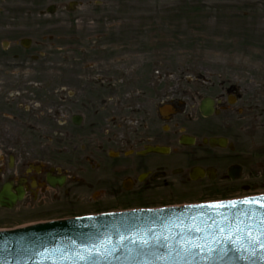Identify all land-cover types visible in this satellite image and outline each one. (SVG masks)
Here are the masks:
<instances>
[{"label": "flooded vegetation", "instance_id": "1", "mask_svg": "<svg viewBox=\"0 0 264 264\" xmlns=\"http://www.w3.org/2000/svg\"><path fill=\"white\" fill-rule=\"evenodd\" d=\"M11 1L0 8V64L19 81L34 65L56 76L36 78L34 89L0 88V193L15 198L0 207V226L52 210L87 215L264 188V79L173 68L161 76L175 36L162 41L156 10Z\"/></svg>", "mask_w": 264, "mask_h": 264}, {"label": "water", "instance_id": "2", "mask_svg": "<svg viewBox=\"0 0 264 264\" xmlns=\"http://www.w3.org/2000/svg\"><path fill=\"white\" fill-rule=\"evenodd\" d=\"M221 205L0 233V264H264V199Z\"/></svg>", "mask_w": 264, "mask_h": 264}, {"label": "rangeland", "instance_id": "3", "mask_svg": "<svg viewBox=\"0 0 264 264\" xmlns=\"http://www.w3.org/2000/svg\"><path fill=\"white\" fill-rule=\"evenodd\" d=\"M112 1L113 8L127 9L130 13L137 10L160 12L162 41L168 38L169 33L175 36L174 48L170 49L168 44L164 48L166 59L161 58V76H170L173 68L175 76H257L264 79V0ZM0 7L10 9L12 1L2 0ZM84 8L86 6H82ZM9 17L10 14L3 16L2 23ZM6 22L11 23L9 20ZM31 69L22 71L20 77L23 81H19L20 72L9 76L10 69L0 64V88H8L11 81L14 88H27L28 81H31L34 89L36 78L56 76V68L50 66L40 68L34 65ZM258 135L264 142V130H258ZM257 193H264V188L258 187ZM83 209L79 207L76 211L80 213ZM69 212L63 211L65 215ZM54 213L44 218L38 214L34 218L61 215ZM25 220L26 217L22 216L17 222ZM1 226L0 229L5 228Z\"/></svg>", "mask_w": 264, "mask_h": 264}, {"label": "snow or ice", "instance_id": "4", "mask_svg": "<svg viewBox=\"0 0 264 264\" xmlns=\"http://www.w3.org/2000/svg\"><path fill=\"white\" fill-rule=\"evenodd\" d=\"M218 207H223V205H217ZM234 206V205H233Z\"/></svg>", "mask_w": 264, "mask_h": 264}]
</instances>
